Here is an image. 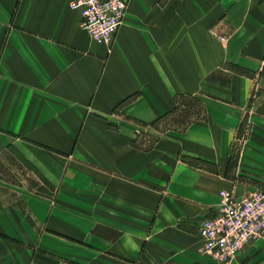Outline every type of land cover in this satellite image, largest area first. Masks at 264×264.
Listing matches in <instances>:
<instances>
[{"label": "crops", "instance_id": "0c3cea01", "mask_svg": "<svg viewBox=\"0 0 264 264\" xmlns=\"http://www.w3.org/2000/svg\"><path fill=\"white\" fill-rule=\"evenodd\" d=\"M69 1L0 0V264H220L197 228L251 192L226 174L242 104L209 92L254 84L264 155L263 0H125L110 47ZM223 264H264V241Z\"/></svg>", "mask_w": 264, "mask_h": 264}, {"label": "built area", "instance_id": "2783aa9c", "mask_svg": "<svg viewBox=\"0 0 264 264\" xmlns=\"http://www.w3.org/2000/svg\"><path fill=\"white\" fill-rule=\"evenodd\" d=\"M67 7L77 13L89 39L106 47L111 46L126 13L125 0H70ZM218 197L216 214L204 218L197 228L201 241L197 254L227 263L248 244L264 241V190L242 197L222 190Z\"/></svg>", "mask_w": 264, "mask_h": 264}, {"label": "rangeland", "instance_id": "374dc122", "mask_svg": "<svg viewBox=\"0 0 264 264\" xmlns=\"http://www.w3.org/2000/svg\"><path fill=\"white\" fill-rule=\"evenodd\" d=\"M254 79L256 81V78ZM253 87L254 84L252 86V90L247 95L246 100H242V95H240V93H233V96L228 98L225 93L209 92L213 101H217V98H219L222 99V104H242L240 108L236 109L237 114H240L241 120L235 128V132L229 146L226 174L232 179V181H234L235 184L241 185L242 191H244L243 193L264 190V155L259 154V143L256 139H254V137H258L257 133L260 127L257 126L258 121L256 123L258 108L255 105V94L257 91L254 90ZM258 100L259 99H257V103ZM179 102L181 104H185V109H181V113L177 112L178 114H176L180 117H184L185 120L177 119L182 123L193 119L191 101L187 99H180L177 103L179 104ZM196 108L197 106L195 104V117L200 114V110ZM201 117H203V114H201ZM141 127L143 128L142 131L151 132L149 128L145 126ZM151 127L156 130H163L177 128L178 126L171 124L170 118H166L152 124ZM150 136L151 135L144 133L142 137H139V140L137 141L140 143L141 147L146 148L153 144V137ZM184 161L187 164L207 166V163L195 162L197 160L194 159H184ZM216 263L223 264L222 262Z\"/></svg>", "mask_w": 264, "mask_h": 264}, {"label": "trees", "instance_id": "16d2710c", "mask_svg": "<svg viewBox=\"0 0 264 264\" xmlns=\"http://www.w3.org/2000/svg\"><path fill=\"white\" fill-rule=\"evenodd\" d=\"M184 119H185V118H184ZM177 121H179V120L177 119ZM177 123H178L179 125L181 124L180 121L177 122ZM181 125L183 126L184 124H181ZM183 127H185V125H184Z\"/></svg>", "mask_w": 264, "mask_h": 264}]
</instances>
